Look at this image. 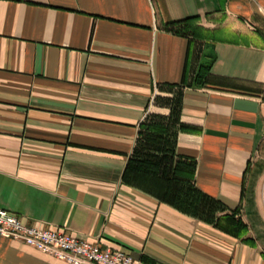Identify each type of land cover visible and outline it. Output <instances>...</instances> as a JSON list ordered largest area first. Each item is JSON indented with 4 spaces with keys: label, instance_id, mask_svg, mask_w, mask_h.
Wrapping results in <instances>:
<instances>
[{
    "label": "crops",
    "instance_id": "crops-1",
    "mask_svg": "<svg viewBox=\"0 0 264 264\" xmlns=\"http://www.w3.org/2000/svg\"><path fill=\"white\" fill-rule=\"evenodd\" d=\"M177 91L196 133L176 153L243 231L122 182L140 125ZM263 170L264 0H0L1 210L144 264H264ZM0 264L64 263L0 237Z\"/></svg>",
    "mask_w": 264,
    "mask_h": 264
},
{
    "label": "trees",
    "instance_id": "trees-1",
    "mask_svg": "<svg viewBox=\"0 0 264 264\" xmlns=\"http://www.w3.org/2000/svg\"><path fill=\"white\" fill-rule=\"evenodd\" d=\"M198 23V18L184 20L173 25H182L175 33L192 35L190 26ZM205 72V73H204ZM208 73L201 68L197 80ZM174 88H170V92ZM160 108L169 109L168 116L149 115L140 125L136 146L128 160L122 182L150 195L179 212L192 216L199 221L218 224L222 219L231 220L237 232L246 229L240 220H233L237 212L218 217L224 212L223 205L194 187L196 164L176 153L179 133H196L180 122L181 93L175 92L171 99H157Z\"/></svg>",
    "mask_w": 264,
    "mask_h": 264
},
{
    "label": "built area",
    "instance_id": "built-area-1",
    "mask_svg": "<svg viewBox=\"0 0 264 264\" xmlns=\"http://www.w3.org/2000/svg\"><path fill=\"white\" fill-rule=\"evenodd\" d=\"M0 237L64 264H144L122 252L93 246L65 232L25 224L15 215L1 209Z\"/></svg>",
    "mask_w": 264,
    "mask_h": 264
},
{
    "label": "rangeland",
    "instance_id": "rangeland-1",
    "mask_svg": "<svg viewBox=\"0 0 264 264\" xmlns=\"http://www.w3.org/2000/svg\"><path fill=\"white\" fill-rule=\"evenodd\" d=\"M253 202L255 205L256 213L262 217L263 223H261L260 227L261 230H264V170L259 174L256 181L255 189L253 190Z\"/></svg>",
    "mask_w": 264,
    "mask_h": 264
}]
</instances>
